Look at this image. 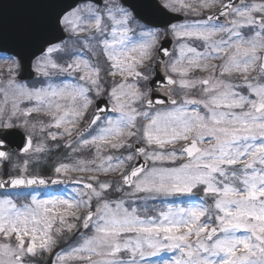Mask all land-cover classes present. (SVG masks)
<instances>
[{"label":"snow or ice","instance_id":"6c2138e0","mask_svg":"<svg viewBox=\"0 0 264 264\" xmlns=\"http://www.w3.org/2000/svg\"><path fill=\"white\" fill-rule=\"evenodd\" d=\"M0 51V264H264V0H5Z\"/></svg>","mask_w":264,"mask_h":264},{"label":"rangeland","instance_id":"374dc122","mask_svg":"<svg viewBox=\"0 0 264 264\" xmlns=\"http://www.w3.org/2000/svg\"><path fill=\"white\" fill-rule=\"evenodd\" d=\"M162 3H164V0H161ZM218 8H214L212 9V11H216ZM210 12H208L207 10H205V15L209 14ZM184 15H186L185 13H182ZM187 16V15H186ZM188 18L187 19H197L198 17H192V16H187ZM7 63H9V61L7 60V57L5 56L4 59H0V68H4L7 66ZM178 98V97H177ZM83 126V124H81V127ZM38 142V141H37ZM57 142L55 141H48V144H49V147L51 149L50 152H53V151H58V150H61L60 148H56L55 147V144ZM61 146H63L62 142H61ZM177 147H179V145H177ZM49 153V152H48ZM48 153H45V154H38V160L35 162L34 166L31 168V171H36L35 170V165L37 163H40V161L43 160V158L48 154ZM68 162V161H66ZM39 175H41V173H38ZM75 175H87V174H80V173H77ZM61 188V190H59L57 193L58 194H52L54 192L53 189H47V190H33V191H37L39 193H41V198H47V196H45V193H47L48 196H55V195H60V196H71L72 195V189L73 188H77V187H67V186H62V187H59ZM22 192H29V191H22ZM32 192V190L30 191ZM80 231H83V232H86L87 234V230H83V229H80ZM2 239V238H0ZM75 239V237H73L72 239H68V240H62L58 245L57 247L53 250V253L52 254H43L41 256H38V257H35L31 260L30 264H40L39 263V259H44L46 260L47 258L49 257H53V259L55 260V253L56 252H59L61 249H66L68 247L69 244L73 243V240ZM168 255H171V254H168ZM69 264H72V262H69Z\"/></svg>","mask_w":264,"mask_h":264},{"label":"water","instance_id":"95a60500","mask_svg":"<svg viewBox=\"0 0 264 264\" xmlns=\"http://www.w3.org/2000/svg\"><path fill=\"white\" fill-rule=\"evenodd\" d=\"M5 2V0H0V4H2V3H4ZM16 2V0H8V3H10V4H14ZM66 2L67 3H74L75 2V0H66ZM227 2V1H226ZM225 2V3H226ZM172 16H179L180 17V21H183L184 19H185V17L183 16V15H181V14H178V13H168V16L167 17H161V19H168V18H171ZM173 22H177V21H175V20H173ZM155 27V26H154ZM159 27H163V25L161 24V25H159ZM165 40H167V41H169L168 43H167V46L169 47V49L171 50L172 48H173V43H174V41L173 40H171V38L170 37H166L165 38ZM0 52H5V51H0ZM6 53H8V52H6ZM9 54H12V53H9ZM166 59V58H165ZM31 71V69L30 68H25V67H22L21 68V71H20V73H19V75H27V73L28 72H30ZM151 95H155V98L156 99H166V97H164V94H163V92H156L155 94H153V93H151ZM108 114H110V112L108 113ZM46 178H55V177H46ZM61 179H63V178H61ZM62 184H72V185H75L74 183H71V182H68V183H62ZM60 185V184H59ZM49 186H54V185H49Z\"/></svg>","mask_w":264,"mask_h":264},{"label":"trees","instance_id":"16d2710c","mask_svg":"<svg viewBox=\"0 0 264 264\" xmlns=\"http://www.w3.org/2000/svg\"><path fill=\"white\" fill-rule=\"evenodd\" d=\"M63 152H64V149L61 148V150H59V152H50V155L48 156V158H45L44 160L40 161V163H37L35 165V170L34 171L35 173H41L43 175H50L52 174V171H51V161H53L54 163L57 161L56 160V157H61V159H63ZM53 257H49L47 258L46 260L44 259H39V263L40 264H53Z\"/></svg>","mask_w":264,"mask_h":264}]
</instances>
